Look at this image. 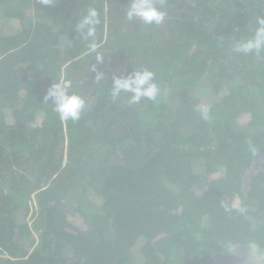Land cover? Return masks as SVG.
Segmentation results:
<instances>
[{
  "label": "trees",
  "instance_id": "1",
  "mask_svg": "<svg viewBox=\"0 0 264 264\" xmlns=\"http://www.w3.org/2000/svg\"><path fill=\"white\" fill-rule=\"evenodd\" d=\"M130 2L0 0L1 17L21 28L0 35V181L8 186L0 189V255L7 264H124L110 256L140 239L148 241L145 264H223L250 243L264 250V171L244 180L264 158V53L233 51L264 16V0H158L167 12L160 25L127 20ZM89 7L101 20L105 61L97 68L106 76L99 83L95 54H86L88 41L75 31ZM144 68L155 73L157 99L130 104L122 93L113 101L111 77ZM61 78L85 100L77 121H62L44 101ZM207 84L204 119L196 93ZM199 160L205 176L194 169ZM79 191L83 229L63 208ZM33 194V224L18 225L17 211L25 205L29 213ZM237 197L245 201L239 208ZM250 213L259 216L256 228ZM70 245L69 263L62 253Z\"/></svg>",
  "mask_w": 264,
  "mask_h": 264
},
{
  "label": "clouds",
  "instance_id": "2",
  "mask_svg": "<svg viewBox=\"0 0 264 264\" xmlns=\"http://www.w3.org/2000/svg\"><path fill=\"white\" fill-rule=\"evenodd\" d=\"M163 8L164 4L158 0H131L126 7L125 16L129 21L139 20L145 25H160L167 16V12ZM100 23L99 11L95 7H89L75 24V31L85 41H88L86 54H95L96 63L92 65L91 71L95 73L97 83L103 81L106 76L97 68V65L103 64L105 61L104 54L99 51L102 45L97 42V26ZM233 51L242 55L264 53V16L256 18V27L251 35L235 41ZM111 80L110 95L113 101L119 100L122 93L129 94L128 101L130 104L140 103L143 99L154 101L160 94V87L155 81V73L147 68L134 70L127 75H113ZM56 81L48 89L44 101H51L54 106L53 110L62 121L79 120L85 108V100L80 95L71 92L63 78ZM202 117L204 119L209 118L207 108L202 110ZM38 238L36 244H38ZM34 247L30 248L32 249L31 252ZM0 256L2 259L5 255Z\"/></svg>",
  "mask_w": 264,
  "mask_h": 264
},
{
  "label": "rangeland",
  "instance_id": "3",
  "mask_svg": "<svg viewBox=\"0 0 264 264\" xmlns=\"http://www.w3.org/2000/svg\"><path fill=\"white\" fill-rule=\"evenodd\" d=\"M20 32H21V28H20V25L18 24V22L16 23L15 21H12L10 19L2 18L1 17V10H0V35H4L5 34V35H10V36H15V35L19 34ZM65 47H66V41L62 40L61 48L65 49ZM67 87H70V85L67 86ZM227 90H228V88L225 89V92H227ZM212 92L213 91L211 90V86L209 84H207V86H205L204 88L198 89V91L196 93V99L199 101L198 109L203 110L204 108H208L209 99L212 96ZM221 95L224 96V93H221ZM171 97H174V93L173 92H167L164 95V98H166V99H170ZM43 120H44V115H43V113H40L38 115L37 122H36L35 126L36 125H41ZM247 120H249V116L248 115L244 116V118L242 120H240V121H245L246 122ZM8 122L12 123L13 119L11 117H9L8 118ZM262 164H264V158L260 159L259 165L257 167L252 168L251 170H249V172L245 176L244 180L252 179V177L256 174L257 171H264V167L262 166ZM194 169H195V171H196V173L198 175L205 176L207 174L206 173V167H205L203 161H200V160L199 161H195ZM0 189H5L7 191L8 186L6 185V183L0 181ZM80 193H81V191L76 192V193H74L71 196H66L67 198L64 200L63 208L66 210V212H67V214L69 216L68 220L74 226H76V227H78L80 229H83L85 227V223L83 221V216L79 215L77 213V211H75V209H76V207L78 205V200H79ZM31 199H32V201L30 202L31 203V209H30L28 214H26V210L27 209H26L25 205L23 207H21L19 209V211H17V214H16L15 218H16V223L18 225H24L26 223H28L29 225L33 224L32 214L34 213V211H36L38 209V201H37V198H36L35 194H33L31 196ZM244 203H245V201L242 200L241 197H237L236 200L234 201V204H235L236 208L241 207ZM100 206H101V203H100ZM258 217H259L258 215H255L253 213L248 214V219L254 220V222H252L254 228H256L258 226V224L256 222V219ZM93 228H94V225H93L92 229ZM113 232H114V230H111L110 233H113ZM34 233H37V232H34ZM114 235L115 234H113L112 236H114ZM36 236H37V234H36ZM115 237L117 239V235H115ZM37 238H38V236H37ZM112 239L115 240L114 237H112ZM39 241H40V238H38V243H39ZM144 244H145V241L143 239H140L138 241V245L136 247H132L130 249V253H131V256L133 258V261H131V264H144V260H143V258H141L142 254L140 252V248L142 246H144ZM26 248L29 249L30 251L32 250V249H30L28 247H26ZM117 249L119 250L120 248L117 247ZM121 254L123 256V262L122 263H124L126 261V258L129 257V255L125 251L124 248H123ZM237 254L238 253H236V259H238ZM73 255H74L73 247L70 245L69 247L66 248V251L63 252L62 257L64 258V260L66 262L70 263V262L73 261ZM0 257H2V256H0ZM236 259L225 261V263H223V264H237V260ZM116 260L117 259L114 257L113 261L116 262ZM180 261L181 262H185L186 259H185V261H184V259H182V260L180 259ZM240 262L241 261L238 260V264H240ZM262 262H264V259H260V263L259 264H262ZM252 264H254V263H252Z\"/></svg>",
  "mask_w": 264,
  "mask_h": 264
},
{
  "label": "water",
  "instance_id": "4",
  "mask_svg": "<svg viewBox=\"0 0 264 264\" xmlns=\"http://www.w3.org/2000/svg\"><path fill=\"white\" fill-rule=\"evenodd\" d=\"M70 83H67L69 86ZM238 260L241 261L240 264H259L260 259H264V250L257 246L255 243H250L238 251ZM264 262H262L263 264Z\"/></svg>",
  "mask_w": 264,
  "mask_h": 264
},
{
  "label": "flooded vegetation",
  "instance_id": "5",
  "mask_svg": "<svg viewBox=\"0 0 264 264\" xmlns=\"http://www.w3.org/2000/svg\"><path fill=\"white\" fill-rule=\"evenodd\" d=\"M144 241H145V244H144V246H142L141 248H140V252H141V258H143V260H144V264L146 263V257H145V255H144V253L142 252V250L144 249V247H146V245L148 244V241L147 240H145V239H143ZM139 241V240H138ZM138 241H136L135 242V244L134 245H132V246H127L126 248H124L125 249V251L128 253V255H129V257H127L126 258V261L124 262V264H131V261H133V258H132V256H131V253H130V249L132 248V247H136L137 245H138ZM122 250H123V247H121L117 252H116V254H115V258L117 259L116 260V262L118 263V262H120V263H122L123 262V256H122ZM64 251H66V248L64 249ZM63 251V252H64ZM63 254V253H62ZM113 255H111L110 256V258L112 259V261H113ZM73 258H74V255H73Z\"/></svg>",
  "mask_w": 264,
  "mask_h": 264
},
{
  "label": "crops",
  "instance_id": "6",
  "mask_svg": "<svg viewBox=\"0 0 264 264\" xmlns=\"http://www.w3.org/2000/svg\"><path fill=\"white\" fill-rule=\"evenodd\" d=\"M36 234H37V236H38V233H35V238H36V241H37V236H36ZM2 259H4V262H3V264H7L6 263V260L8 259V257H3ZM64 259V258H63Z\"/></svg>",
  "mask_w": 264,
  "mask_h": 264
}]
</instances>
